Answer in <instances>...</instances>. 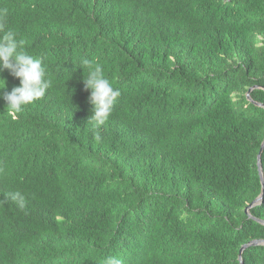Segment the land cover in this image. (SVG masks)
I'll list each match as a JSON object with an SVG mask.
<instances>
[{
    "label": "trees",
    "instance_id": "16d2710c",
    "mask_svg": "<svg viewBox=\"0 0 264 264\" xmlns=\"http://www.w3.org/2000/svg\"><path fill=\"white\" fill-rule=\"evenodd\" d=\"M52 87L0 98V264H242L264 241V0H0ZM81 58L120 89L88 118ZM11 91L19 78L2 74ZM250 93L249 99L248 92ZM262 104V105H261ZM99 133L101 139L96 140ZM264 172V151L262 154ZM21 192L23 208L11 199ZM264 264V242L243 253Z\"/></svg>",
    "mask_w": 264,
    "mask_h": 264
},
{
    "label": "clouds",
    "instance_id": "9594fccd",
    "mask_svg": "<svg viewBox=\"0 0 264 264\" xmlns=\"http://www.w3.org/2000/svg\"><path fill=\"white\" fill-rule=\"evenodd\" d=\"M7 13V8H0V21L6 18ZM77 66L84 69V87L90 90L88 102L92 106V114L87 122H90L94 129L99 128L109 119L121 96V91L107 78L102 64L81 58ZM5 70L20 81L11 91H0V98L6 102L7 114L16 119L17 114L21 113L25 106L35 103L46 95L52 87V80L43 60L26 50L25 39L18 38L16 31L5 29L0 23V74ZM6 88L7 80L0 75V90ZM95 138L98 141L101 139L99 133ZM10 195L20 208L25 206L21 192L17 191ZM104 264H122V261L114 255H109L105 258Z\"/></svg>",
    "mask_w": 264,
    "mask_h": 264
},
{
    "label": "water",
    "instance_id": "95a60500",
    "mask_svg": "<svg viewBox=\"0 0 264 264\" xmlns=\"http://www.w3.org/2000/svg\"><path fill=\"white\" fill-rule=\"evenodd\" d=\"M253 90V88H251L250 90H249V92H248V96H249V99H251L252 100V98L250 97V93H251V91ZM262 105V104H261ZM263 151H264V141H263V143H262V145H261V148H260V151H259V154H258V169H259V173H260V176H261V180H262V184H263V189H262V193H261V195L258 197V198H256L247 208H246V212L247 213H249V210L253 207V206H255V205H257V204H260V203H262L263 201H264V172H263V164H262V154H263ZM250 214V213H249ZM250 216H251V214H250ZM262 242H264V241H262V240H253V241H251V242H249V243H246V244H244L242 247H241V249H240V253H239V258H240V260H241V263L242 264H245V262H244V260H243V253H244V251L250 246V245H252V244H257V243H262Z\"/></svg>",
    "mask_w": 264,
    "mask_h": 264
}]
</instances>
